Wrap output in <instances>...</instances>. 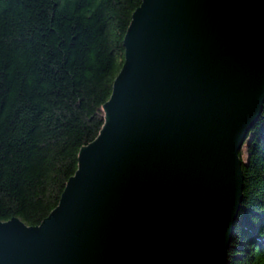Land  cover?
<instances>
[{"label":"water","instance_id":"water-1","mask_svg":"<svg viewBox=\"0 0 264 264\" xmlns=\"http://www.w3.org/2000/svg\"><path fill=\"white\" fill-rule=\"evenodd\" d=\"M104 123L0 264H226L264 103V0H141Z\"/></svg>","mask_w":264,"mask_h":264},{"label":"trees","instance_id":"trees-1","mask_svg":"<svg viewBox=\"0 0 264 264\" xmlns=\"http://www.w3.org/2000/svg\"><path fill=\"white\" fill-rule=\"evenodd\" d=\"M140 2L0 0L1 221L38 225L58 204L80 149L104 123ZM243 145L226 264H264V103Z\"/></svg>","mask_w":264,"mask_h":264},{"label":"rangeland","instance_id":"rangeland-1","mask_svg":"<svg viewBox=\"0 0 264 264\" xmlns=\"http://www.w3.org/2000/svg\"><path fill=\"white\" fill-rule=\"evenodd\" d=\"M242 154H241V158L244 160L245 159V148H244V145L242 146Z\"/></svg>","mask_w":264,"mask_h":264}]
</instances>
